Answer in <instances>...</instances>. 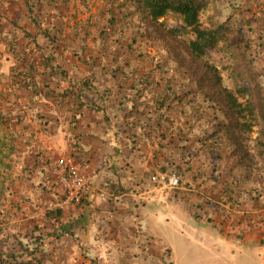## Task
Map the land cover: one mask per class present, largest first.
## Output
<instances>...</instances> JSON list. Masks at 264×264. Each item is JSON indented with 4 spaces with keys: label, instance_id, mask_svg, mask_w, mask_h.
Masks as SVG:
<instances>
[{
    "label": "rangeland",
    "instance_id": "1",
    "mask_svg": "<svg viewBox=\"0 0 264 264\" xmlns=\"http://www.w3.org/2000/svg\"><path fill=\"white\" fill-rule=\"evenodd\" d=\"M43 6L42 24L57 39L52 45L32 26L24 0H0V15L14 22L0 25V112L5 117L0 126V227L13 225L8 232L22 236L37 228L43 234L53 232L57 224L47 212L63 197L62 187L53 169L43 181L36 165L44 153L49 164L74 157L71 124L62 132L61 101L35 98L20 77L29 71L41 89L68 88L39 69L43 56L52 54L70 81L88 77L104 95L98 104L105 107L107 118L84 112L85 121L80 118L76 125L93 127L80 131L87 137L90 133L96 140H118V150L110 145L109 174L119 182L128 180L126 193L148 192L134 201L139 207L147 205L139 212V247L152 245L156 254L141 253L136 264H264L263 244L223 235L222 223L208 219L202 208L222 212L228 206L233 211L259 198L264 207V119L258 108L264 97V0H210L200 16L207 28L228 21L236 32L240 29L239 46L250 45V59L239 49L221 47L205 59L195 58L188 47L190 37L169 33L180 23L176 16L148 28L131 0H43ZM23 31L37 36L39 48ZM3 34L15 41L21 61L8 54ZM218 75L223 89L216 92ZM243 86L252 90L258 105L249 133L237 126L240 119L219 94ZM67 147L69 152H64ZM38 148L46 149L38 154ZM162 170L181 177L179 189L163 190L153 182ZM105 182L98 187L108 189L114 203ZM180 189L186 190L183 196ZM152 194L156 196L150 198ZM72 214L65 221L77 220ZM72 245L54 240L56 264L111 263L100 255L86 256L81 244Z\"/></svg>",
    "mask_w": 264,
    "mask_h": 264
},
{
    "label": "trees",
    "instance_id": "2",
    "mask_svg": "<svg viewBox=\"0 0 264 264\" xmlns=\"http://www.w3.org/2000/svg\"><path fill=\"white\" fill-rule=\"evenodd\" d=\"M131 2L134 4L136 9L142 13L145 20V25L148 28L157 26L162 19L166 18L170 14L176 16L180 23L178 26L172 28L169 33L174 38H179L182 36L190 37L188 47L190 53L195 58L200 60L205 59L209 57L215 50H219L220 47L222 51L225 49H239L247 59L251 58L250 50L252 48L249 47V44L248 46H239L240 43L238 40L240 37L239 33H241V31L239 29V32H236L235 26H232L230 22L227 21L225 23H216L214 26L209 28L202 24L200 16L202 12L208 7L210 0H131ZM24 5L28 19L30 20L32 26L39 31V35L47 41H50V44L51 42L54 43V41H57V39H55L42 24L40 15L44 8L43 0H24ZM8 22L10 24L14 23L0 15V25ZM23 36L26 39L33 41L35 46L39 48L37 44V36H34L28 31H23ZM2 39L6 45L8 54L15 56L17 61H21L23 58L17 51L15 41L11 40L8 36L4 37V34ZM39 69L42 70V75L48 76L51 81L68 83L69 87L61 90L60 92L52 90L47 85L41 89L37 86V84L31 81L32 78L30 79L28 73L29 71L21 72L23 74H21L20 77L25 79L23 83H27L26 86L32 91L35 98L40 97L41 95H43L45 99L57 97L59 101H61V107L64 109L67 107V109H70V111L74 113L73 116H70L69 114L67 120L69 118V122L71 124L69 132L71 134L72 147H76V150H74L75 153H80V150L84 145L83 139H93V134L89 133L87 137L86 134L77 132V125L75 124L80 121L79 117L83 116L84 112L97 114L99 116H103L106 119L107 112L105 111V107L98 104L99 100H103L104 95L101 94L95 82H93V80L89 79L88 77L79 81H70L69 73L62 67L61 62H58L52 54L47 57L43 56L41 67ZM32 71L36 72L35 69ZM252 74L258 78V74L256 72L253 71ZM213 75L216 77V74ZM35 78L36 77L34 76V79ZM257 87L262 93V86L258 83ZM221 89H223L222 78L218 75V83L214 91L219 92ZM219 94H224V97L231 110L240 119L237 123V126L243 129V132L245 133L251 132L253 129L252 122L257 120L258 111V105L252 100V90L249 87L243 86L239 87L236 92L224 90V93ZM247 96L249 97L248 101L245 103L238 102V98ZM165 105L161 104L163 108L166 107ZM258 108L261 112L262 118L264 119V97H262V100H260ZM4 119V115L0 112V126L2 125ZM242 119L251 120V123L246 121L241 122ZM117 141L118 140L114 137L110 141L114 150H118ZM91 158L94 159V156ZM116 161L118 160L116 159ZM162 172L165 173L166 170H162ZM109 187L110 192L114 194V196L126 194L123 186L119 184H110ZM85 204L87 205L78 208V210L83 209L85 211L78 221L83 219L88 221L89 219L86 218L85 215L88 214L87 208L91 206L90 197L85 202ZM65 213L66 211L61 209L50 210L47 212L48 217L57 223L56 226L53 227V232L50 231L47 232V234L41 233L38 228L34 232L25 230L22 236H20V234H10V232H8L9 226L3 223L4 225L0 227V264H56L57 260L55 255L56 250H54V240H60L62 237L67 236L75 241H78V238H81V236L76 238V233L70 229V224L72 221H69L67 227L63 225L62 222L65 221L67 217ZM89 214L91 215V213ZM9 228L15 229L13 225H11ZM15 247L20 249L19 253L12 249ZM9 249L12 251H9Z\"/></svg>",
    "mask_w": 264,
    "mask_h": 264
},
{
    "label": "crops",
    "instance_id": "3",
    "mask_svg": "<svg viewBox=\"0 0 264 264\" xmlns=\"http://www.w3.org/2000/svg\"><path fill=\"white\" fill-rule=\"evenodd\" d=\"M58 115H60L59 118L61 117V129L63 132L64 129L68 127L69 118L67 120V117L69 113L62 110ZM79 118L83 121L86 119L85 116ZM77 127V132L83 131L84 133L86 130L93 129V127L91 128L89 125L84 126L83 123L77 125ZM51 140L57 141V137H51ZM83 140L84 145L80 153H75L73 151L72 156L74 157H69L83 174L91 178L94 184V192L90 195L91 206L87 208L88 214L85 215L86 218L89 219L88 221H85V219L78 221L85 212L83 209L77 211L80 216L75 214L76 208L66 211V215L73 212L72 215L77 219L70 224V229L76 233V238L79 236H81V238L75 241L67 236L62 237L59 241H63L67 245L81 244L83 247H86V256L93 258L95 255L96 258V255L97 257L100 255L101 260H111L110 264H136L137 259L142 255L141 253L155 255L156 253L153 251L152 245L142 249L139 247L140 242L143 244V241H140L143 227L140 223L141 218L139 217V212L143 210L140 209L141 207L146 208L147 205L139 207L134 201H139L143 196L148 195V192H142L141 195L135 193H126L121 196L113 195L114 203H110L109 200L108 202H102L100 200V194L101 192L107 193L108 189H99V183L107 180L109 182H105L107 186L111 183L121 184L123 187H129V183L128 180L123 179L119 182L117 177L109 174L107 157L108 154H111L112 143L108 137H106L105 140H103V138L98 140L84 138ZM44 149L38 148L37 153L40 154ZM52 149L57 151V148ZM63 151L69 152V148L67 147ZM44 155L49 154L44 153ZM44 155L38 158L40 162L36 165V173L41 175L43 181L47 179L46 177L49 176L47 171L50 169L52 170L53 166L52 163H48V159H44ZM52 155H54V153ZM92 155H94V159L91 160L89 157H92ZM28 159L32 162L36 161L35 157H29ZM111 162L110 160L109 165L113 164V162ZM46 163H48V165ZM43 187H46V184L41 188ZM180 190H182V192L178 193V195L183 196L186 190ZM155 196L156 194H152L150 198ZM109 199H111V197H109ZM261 201L263 202V199H255L254 202H249V204L242 205L233 211H230L228 206L225 207L226 211L223 210L222 212H218L217 209H211L210 207L202 208L208 219L216 218L222 223L223 235L228 237L233 236L234 238L242 239L249 243H261L264 245V207L260 204ZM89 213H91V215ZM62 223L67 227L69 221H63ZM227 242H229V240H227ZM73 245L72 249H74L75 246ZM77 246L79 247V245ZM69 248H71V246Z\"/></svg>",
    "mask_w": 264,
    "mask_h": 264
},
{
    "label": "built area",
    "instance_id": "4",
    "mask_svg": "<svg viewBox=\"0 0 264 264\" xmlns=\"http://www.w3.org/2000/svg\"><path fill=\"white\" fill-rule=\"evenodd\" d=\"M54 175L58 179L63 197L50 205V210L61 209L64 211L86 206L85 202L94 192V184L91 178L72 162L71 159H59L52 166ZM153 182L163 190H176L181 186V178L176 173H159L152 178ZM102 202H108L109 194H100Z\"/></svg>",
    "mask_w": 264,
    "mask_h": 264
}]
</instances>
